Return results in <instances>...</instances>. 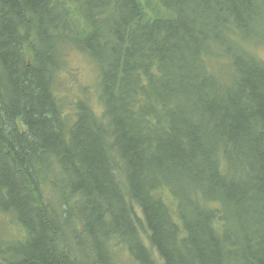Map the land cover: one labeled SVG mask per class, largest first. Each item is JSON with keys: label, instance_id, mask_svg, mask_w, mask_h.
<instances>
[{"label": "trees", "instance_id": "trees-1", "mask_svg": "<svg viewBox=\"0 0 264 264\" xmlns=\"http://www.w3.org/2000/svg\"><path fill=\"white\" fill-rule=\"evenodd\" d=\"M246 43L264 0H0V260L264 264Z\"/></svg>", "mask_w": 264, "mask_h": 264}, {"label": "bare ground", "instance_id": "bare-ground-1", "mask_svg": "<svg viewBox=\"0 0 264 264\" xmlns=\"http://www.w3.org/2000/svg\"><path fill=\"white\" fill-rule=\"evenodd\" d=\"M202 2H203V0H200V3H202ZM143 66H145V70L144 71H141L138 66H132L131 69L134 70V75L140 74V73H146L148 71V69H149V66L147 64H143ZM129 68H130V66H129ZM259 134L264 136V133H259ZM250 135L253 138H258V133L255 134L254 132H252V133H250ZM128 138H131L133 140L134 146H139L141 144H144V142L146 140H148L147 139L148 137H144V138L141 139V138L136 137V135H131ZM133 138H136V139H133ZM259 138H261V137H259ZM228 185H232L233 186V188H231V190H233V191L237 190V186L238 185H236V184H228ZM250 193L251 192H249L247 189L244 190V195L246 197L250 196ZM251 197H253V194L251 195ZM105 202L109 204V201L105 200ZM146 209L150 213L149 217H150V220H151L152 223H154L158 218H160V222L163 221L162 213L159 210H157L156 207L153 208L150 204H147L146 205ZM160 222H158V223H160ZM159 233H161V231H159ZM178 258H179V256H178Z\"/></svg>", "mask_w": 264, "mask_h": 264}, {"label": "rangeland", "instance_id": "rangeland-1", "mask_svg": "<svg viewBox=\"0 0 264 264\" xmlns=\"http://www.w3.org/2000/svg\"><path fill=\"white\" fill-rule=\"evenodd\" d=\"M9 18V17H6ZM245 47L250 51L253 52L259 59L264 60V44H254V45H248L247 43L245 44ZM139 214V212H138ZM6 220H9V218H3L1 213H0V226L5 225ZM11 228H13V224L11 225ZM0 233L3 236V233L0 231ZM196 248L200 249L201 247L196 245ZM156 255V253H154ZM125 260L128 261V257H124ZM161 264V263H158Z\"/></svg>", "mask_w": 264, "mask_h": 264}, {"label": "water", "instance_id": "water-1", "mask_svg": "<svg viewBox=\"0 0 264 264\" xmlns=\"http://www.w3.org/2000/svg\"><path fill=\"white\" fill-rule=\"evenodd\" d=\"M0 264H2V263L0 262Z\"/></svg>", "mask_w": 264, "mask_h": 264}]
</instances>
